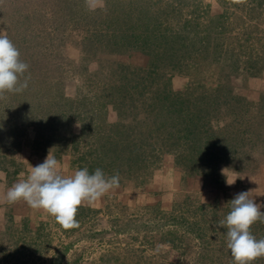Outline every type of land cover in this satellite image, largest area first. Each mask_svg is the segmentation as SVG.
I'll return each instance as SVG.
<instances>
[{
    "label": "rangeland",
    "instance_id": "374dc122",
    "mask_svg": "<svg viewBox=\"0 0 264 264\" xmlns=\"http://www.w3.org/2000/svg\"><path fill=\"white\" fill-rule=\"evenodd\" d=\"M0 33L30 77L0 95V264H235L218 223L264 204V0H0ZM48 154L119 172L79 227L3 202Z\"/></svg>",
    "mask_w": 264,
    "mask_h": 264
},
{
    "label": "clouds",
    "instance_id": "9594fccd",
    "mask_svg": "<svg viewBox=\"0 0 264 264\" xmlns=\"http://www.w3.org/2000/svg\"><path fill=\"white\" fill-rule=\"evenodd\" d=\"M28 68L8 35L0 33V95L27 89L30 77L23 82L20 77ZM236 179L228 181L226 178V182L230 186ZM119 187V172L109 176L101 168L90 173L87 167H83L66 175L61 172L56 157L48 154L42 163L31 166L27 178L18 180L7 189L3 202L13 204L23 200L33 209L45 210L63 228L72 229L79 227L76 217L83 202L100 199ZM249 193H237L229 201V212L218 223L226 230L227 248L235 264H253L264 256V238L257 239L251 231L256 222L264 223V212L261 211L264 204L256 203Z\"/></svg>",
    "mask_w": 264,
    "mask_h": 264
}]
</instances>
